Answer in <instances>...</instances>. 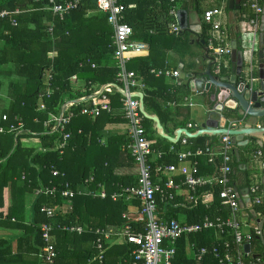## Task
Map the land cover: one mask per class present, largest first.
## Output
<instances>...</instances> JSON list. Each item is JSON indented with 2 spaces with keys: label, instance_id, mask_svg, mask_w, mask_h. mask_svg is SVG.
Wrapping results in <instances>:
<instances>
[{
  "label": "trees",
  "instance_id": "trees-1",
  "mask_svg": "<svg viewBox=\"0 0 264 264\" xmlns=\"http://www.w3.org/2000/svg\"><path fill=\"white\" fill-rule=\"evenodd\" d=\"M48 0H0L2 10L20 9L22 12L14 17L18 25H12L8 17L0 19V91L6 88V99L0 96V123L9 129L12 124H18L22 118L25 131H0V205H4V190L12 191V199L24 200L26 193L35 192L42 186H57L55 195L37 194L33 205V233L40 239L38 244L43 247L41 224L50 222L73 223L81 222L92 226H101L109 230H116L125 221L124 212H130L129 201H114L111 198L100 199L88 194H76L72 199L73 211L62 215L57 211L55 217L50 218L41 209L44 206L57 207L66 201L61 195L66 183L76 191L84 181L93 176L97 183H107L109 191L117 189L118 184L132 186L138 182V175H118L117 169L122 165L136 164L134 157L127 150L130 136L112 135L104 138L102 129L108 122L124 119L122 111V94L117 89H110L109 101L113 112H103L95 119L81 113L88 102H80L69 111L74 113L65 132L70 133L68 145L60 149L62 131L53 130L54 123L46 126L51 114H59L63 105L69 100H77L90 95L94 90L106 83H118L116 74L118 67L114 59L113 34L114 30L108 22L107 15L97 8L96 0H85L82 5L71 11L64 19L44 9ZM59 1V0H58ZM126 5L125 20L134 29L133 38L145 41L150 48L148 57H135L128 67L135 70L147 85L145 90V105L149 112L157 113L163 123H167L171 116L179 111L173 110L165 102H180L190 94L188 85L155 86L156 74L153 69L164 68L166 61L157 57L167 47L168 36L177 37V44L190 45V30L171 33L170 26L175 21L171 10L174 4L170 0H121ZM205 0H185L180 7L193 8L203 12ZM244 0H240V8L228 9L237 12L236 17H243L246 9ZM53 27V33L48 29ZM203 37L206 40L208 25L203 24ZM55 52V53H54ZM92 64H96L93 67ZM166 67V68H165ZM52 78L49 79V73ZM224 73L230 69H223ZM78 78V87L73 85V77ZM166 76V75H165ZM168 77V76H167ZM80 81V82H79ZM53 91L49 94L48 91ZM7 100V101H6ZM46 108L41 109V103ZM68 111V112H69ZM7 116L3 120V116ZM149 137L157 136L154 122L144 118ZM185 123V122H184ZM210 136L203 135L189 138L195 141L193 150L198 147H217L206 143ZM156 148L168 150L174 146L175 150L155 161L154 165L162 163H178V153L183 148L182 141L172 143L158 136ZM163 147V148H162ZM262 148V147H261ZM264 150V148H262ZM126 155L129 164L124 162ZM244 157L243 161L247 162ZM202 172H213L220 164L209 163L207 157H199ZM239 169V161L235 156L234 168ZM60 173L54 175V171ZM234 179V175H233ZM235 181V180H234ZM248 177L247 185L250 184ZM19 200V199H18ZM220 199L207 208L199 205L192 208H170V217L184 219L188 223L199 221L203 216L228 215L227 210L218 211ZM138 203V201H137ZM57 209V208H55ZM16 215L13 213L11 216ZM2 215H0L1 217ZM11 216L9 219L14 220ZM19 219V217H18ZM17 220V218H16ZM135 228H140L133 223ZM56 236V247L59 252L58 264H87L96 254L93 247V234L78 235L59 229L53 232ZM255 232L252 242L255 240ZM232 242L231 236L219 235L215 229L184 236L177 243V254L174 264H220L213 249L223 250L225 240ZM187 241L197 243L198 247H207L202 260L189 255ZM91 246H84V244ZM233 243V242H232ZM131 244L112 245L103 264H131L135 256L131 253ZM233 252L236 245H232ZM97 264V263H96Z\"/></svg>",
  "mask_w": 264,
  "mask_h": 264
},
{
  "label": "built area",
  "instance_id": "built-area-1",
  "mask_svg": "<svg viewBox=\"0 0 264 264\" xmlns=\"http://www.w3.org/2000/svg\"><path fill=\"white\" fill-rule=\"evenodd\" d=\"M85 0H48L44 6L46 11L64 19L71 11L79 8ZM174 6L171 13L175 21L170 26L171 33L182 31L178 22V10L180 4L185 0H170ZM99 11L107 15L108 22L114 30L113 45L114 59L118 67L116 74L117 84L125 89L126 94H122V113L129 123L128 134L130 142L126 145L127 150L134 157L139 169L138 182L132 186L118 184L117 189L109 191L107 183L99 182L95 188L91 184L95 182L93 176L87 178L78 188L77 192L66 183L61 195L66 201L57 207L44 206L42 211L48 217H55L57 211L62 215L73 211L72 199L76 194H88L100 199L111 198L114 201H129L135 205L133 212H124L125 218L122 226L116 230H109L101 226H92L79 221L73 223L54 224L50 222L41 224V234L44 245L41 251L43 264H58L59 252L57 250L54 231L59 229L78 235L93 234V247L96 254L87 264H103L108 249L114 244H131L134 247L131 253L135 256L131 264H174L177 254V243L184 236L194 235L206 229H215L217 234L231 236L232 242L228 239L224 242V249L214 247L213 252L220 264H255L252 251L247 249L252 241L253 232L259 233V228L255 225L249 226L244 223L242 215V194L233 179L234 159L236 156L237 144L232 142L231 134L221 136L218 147L202 148L195 150L189 149L178 153V163H162L154 165L155 161L168 155L175 150L172 146L169 151L155 147L156 142L149 137L147 127L144 122L145 116L140 109V99L131 93L135 91L144 92L146 83L141 76L128 67L129 61L135 55H142L149 51V45L142 40L133 38L134 29L131 24L126 22V5L121 0H96ZM243 6L246 13L243 17L230 20L229 0H205L203 3L202 22L208 25L206 45L209 53L215 59V69L222 71L231 68L232 37L231 31L236 26L237 32L243 39L245 54L253 56L257 49L258 33L263 15L262 0H244ZM22 12L16 10H2L0 19L10 18L12 25L17 26L18 20L14 17ZM234 24V25H233ZM53 33V27L48 29ZM93 67L96 64H92ZM153 73L179 77L178 70L153 69ZM48 78H52L50 71ZM255 76H248L247 82L252 83L256 80ZM78 81L76 76L73 77ZM181 84V82H180ZM101 87V86H100ZM100 87L92 93L98 91ZM115 89L110 87V89ZM109 87L102 91L98 96L92 97L85 102L89 104L83 107L81 113L92 118L100 116L103 112H113V105L109 101ZM53 90L50 89V94ZM91 93V94H92ZM189 105L193 102L185 98ZM71 101V100H69ZM67 101L66 109L62 115L51 114L45 121L46 126L54 123L53 130L62 131V142L60 149L68 145L70 133L65 132V127L69 124L74 113L69 111L76 102ZM64 104V105H65ZM41 109H45V103H41ZM63 108V107H62ZM69 111V112H68ZM7 116H3L6 120ZM240 125L235 120H230L229 128ZM189 123L187 128H193ZM0 131L16 132L17 134L25 131V124L22 118H18V124H12L6 130L0 123ZM182 143L188 144L189 137L182 134ZM248 158L257 162H264V150L257 147L247 152ZM199 157H207L209 163H216L218 157L220 164L213 172L207 174L200 173ZM58 170L54 175H58ZM249 190L254 205H261L264 201L263 187L257 174L250 175ZM58 191L57 186H42L36 190V194L55 195ZM220 199L218 211H228L226 217L218 214L215 216L205 215L199 221L188 223L186 220L170 217V208H192L204 205L209 208L216 199ZM138 201V203H137ZM57 208V209H55ZM136 223L140 228H135ZM235 244L234 249L232 245ZM187 249L191 251L194 258L202 260L204 255L209 252L207 247H198L197 243L187 241Z\"/></svg>",
  "mask_w": 264,
  "mask_h": 264
},
{
  "label": "water",
  "instance_id": "water-1",
  "mask_svg": "<svg viewBox=\"0 0 264 264\" xmlns=\"http://www.w3.org/2000/svg\"><path fill=\"white\" fill-rule=\"evenodd\" d=\"M263 15L258 33L257 49L253 56L248 57L245 54L243 39L237 31L231 32L232 53H231V70L224 73L214 68L215 59L210 55L203 38V25L198 11L178 10V22L182 30H193L198 33V37L193 42L203 45L204 61L206 67H201L200 59H196L190 68H185L180 64L178 71L180 79L188 85L192 93H206L207 102L204 120L189 129L187 127L177 128L173 134L164 127L160 117L156 113L147 111L142 91H135L131 94L138 96L140 99V109L143 115L154 122V129L157 133L168 139L172 143H178L183 133L189 138H196L200 135L217 136L221 138L224 134L232 135V142L237 144L236 157L238 161L242 160L241 147H247L251 143L257 144L264 148V0ZM240 0H229L230 9H239ZM192 15H195L197 21L191 22ZM190 24V26H189ZM248 76L257 77L252 83L247 82ZM108 87H114L121 94H126L124 88L117 83H106L100 89L88 96L71 100L80 103L98 96ZM209 100V101H208ZM69 101V102H71ZM67 104L62 108V115ZM205 106V105H204ZM230 120L240 123L238 127L229 128ZM254 175V174H253ZM263 187L264 196V163L261 173L258 175ZM243 196L241 206L246 204L251 208L252 224L259 228L255 240L260 244L259 248L253 249V242L248 246L252 251L253 258L257 260L255 264H264V201L261 205H254L250 195L249 185L240 189Z\"/></svg>",
  "mask_w": 264,
  "mask_h": 264
},
{
  "label": "crops",
  "instance_id": "crops-1",
  "mask_svg": "<svg viewBox=\"0 0 264 264\" xmlns=\"http://www.w3.org/2000/svg\"><path fill=\"white\" fill-rule=\"evenodd\" d=\"M143 1H150V0H143ZM180 9H184L189 12L197 11L193 8L186 9V8L180 7ZM233 12L235 11H231L230 15ZM199 14L201 18V24L203 25L202 13H199ZM236 18L237 17H235L234 20H236ZM190 20L191 22H194V23L195 21H197L195 15H192ZM230 20L232 22L234 21L232 20V18ZM232 31H237L235 25ZM197 37H198V33H196L193 30H190V33H189V38L191 41L190 45H185L183 43L177 44L176 43L177 37H175L176 40L174 42V45H172L171 48H166V50H164V52L161 55H159L157 59L161 61L162 58L165 56L166 61L164 62L163 66H166L167 69H170V70H178L180 64H183L185 68H190L194 64L197 58L200 59V62H201L200 66L206 67L207 66L206 62L203 59L204 53H205L203 45L197 42L192 43V40H195ZM149 54H150V48L148 52H145L142 55H135L132 57V59H134L135 57H148ZM160 69L164 70V68H160ZM180 82L181 84L183 83V80L180 79V77H176V76L167 77V75L165 76L161 74H156L155 86L163 87L164 85L165 86L166 85H181ZM73 85L74 87H78L79 83L73 80ZM146 89H147V85H146L145 90ZM145 90L143 92L144 97H145ZM189 90H190V94L187 97H184L180 102H175V101L165 102L161 100L162 105H167L171 107L173 110L180 112V113L175 112V114L171 116V120L168 119L166 124L162 122L164 127L170 132V134H173L174 131L179 127H187L189 123H192L195 126L197 124H200L204 120L205 112H206L205 103L207 102V99H208L207 94L199 92L196 95H194L190 88ZM6 94H7L6 88L0 91V96H3L4 99H6ZM185 98H189L193 102V105L192 106L189 105L187 100H185ZM150 113H153V112H150ZM189 129H193V128H189ZM128 130H129V123L127 119L122 118L114 122L106 123L102 129V132H103L104 138L107 139L108 137L112 135L128 134ZM158 136L160 135L157 133V136H154V138L153 137H150V138L153 139L156 143L160 142L162 144L161 141H158ZM200 136H203V135H200ZM182 137L183 136H181V139ZM219 141H220L219 137L210 136L207 139L206 143L214 142V145L218 147ZM194 143L195 141L189 140L188 144H183L182 146L184 149L189 150V149H192L191 146ZM257 147L259 146L255 143H251L247 147H241L242 160L239 161V169H237L236 167L234 168V174H233L234 180L239 189H244L247 186V180L250 175H253V174L259 175L261 173L262 165L264 162L263 161L255 162L251 160L250 158H248V155H247L248 150H252ZM126 157L127 156L124 155V158H125L124 162H127L129 164L130 163L129 159H127ZM244 157L248 159L247 162L243 161ZM201 169H202V166L200 163V173L201 174L208 173V172L206 173L202 172ZM116 173L118 175L129 174V175L137 176L139 175V169L136 164L131 165V166L122 165L121 167L117 169ZM36 196H37L36 191L33 193L28 192L26 193L23 201H21L20 198H17L14 200L12 199V191L10 187L5 188L4 190V197H5L4 202L5 203L3 206L2 204L0 205V215H2L0 217V264H43V260L41 258L42 247L38 244L40 239L36 236L35 233H33V229H31V226H33V205H34ZM135 207L136 206L133 205L132 203L129 204L130 212H133ZM250 212H251V208L249 205L246 204L244 207H242L243 221L244 223L248 224V229H249V226L252 225V219H251ZM13 213H17V216L16 215L11 216ZM9 216H11L14 220L12 219L10 220ZM54 240L56 241L55 235H54ZM84 246L89 247L91 245L88 243V244H84ZM253 246L254 247L256 246V249H257L259 248L260 244L257 241H254ZM188 253L191 257H193V254L191 253L189 249H188ZM96 263L97 262H95L94 264Z\"/></svg>",
  "mask_w": 264,
  "mask_h": 264
},
{
  "label": "rangeland",
  "instance_id": "rangeland-1",
  "mask_svg": "<svg viewBox=\"0 0 264 264\" xmlns=\"http://www.w3.org/2000/svg\"><path fill=\"white\" fill-rule=\"evenodd\" d=\"M236 14H237V12H233V13H231V18H232V20H234L235 19V17H236ZM167 40L169 41L167 44V47H170L171 45H174V42H175V40H176V38L174 37V36H168L167 37ZM189 45V44H188ZM253 245H254V241H253ZM254 247V246H253ZM254 250L256 249V246L253 248Z\"/></svg>",
  "mask_w": 264,
  "mask_h": 264
}]
</instances>
